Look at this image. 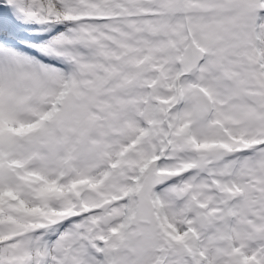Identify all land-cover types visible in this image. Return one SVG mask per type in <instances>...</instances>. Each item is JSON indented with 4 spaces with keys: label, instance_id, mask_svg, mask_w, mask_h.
I'll return each instance as SVG.
<instances>
[{
    "label": "snow or ice",
    "instance_id": "1",
    "mask_svg": "<svg viewBox=\"0 0 264 264\" xmlns=\"http://www.w3.org/2000/svg\"><path fill=\"white\" fill-rule=\"evenodd\" d=\"M0 264H264V0H0Z\"/></svg>",
    "mask_w": 264,
    "mask_h": 264
}]
</instances>
